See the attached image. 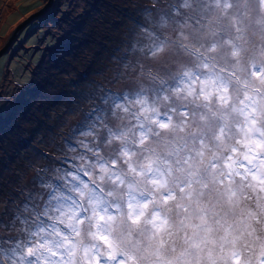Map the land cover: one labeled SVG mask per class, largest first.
<instances>
[{"label":"clouds","instance_id":"obj_1","mask_svg":"<svg viewBox=\"0 0 264 264\" xmlns=\"http://www.w3.org/2000/svg\"><path fill=\"white\" fill-rule=\"evenodd\" d=\"M139 2L0 163V264H264V0Z\"/></svg>","mask_w":264,"mask_h":264},{"label":"rangeland","instance_id":"obj_2","mask_svg":"<svg viewBox=\"0 0 264 264\" xmlns=\"http://www.w3.org/2000/svg\"><path fill=\"white\" fill-rule=\"evenodd\" d=\"M105 1L101 0L102 3ZM108 1L110 2L105 5L112 8L111 12L106 10L108 9L106 6H103L104 9H102V4L99 3H96L97 10L101 8L112 16L109 27L112 28L111 30L119 29L117 36L121 40L114 42L110 40L109 42L112 41L110 46L108 45L104 50L105 52L102 51L99 57L95 55L93 50L89 52V48L87 49L86 52L89 56L86 58L88 63L85 62V65L97 64L95 68L91 69L93 76L95 73L102 72L107 67L109 59L119 50L122 38L132 28L133 21L137 19L136 11L140 7L139 0ZM91 2V0H53V7L48 8L43 15L33 19L15 35L7 51L0 57V119L1 117L6 118L13 111L18 100L19 93L17 91L30 83L36 66L52 51L51 48L55 46L57 41L64 38L63 34H69L66 29L74 27L71 21L73 17H69V14H82L91 5ZM47 3L48 0H0V51L6 45L14 29L28 17L43 9ZM91 10L95 11L94 4ZM105 14L102 18L106 17ZM53 15L55 16L54 20ZM42 36H46V38L40 42L39 39ZM72 60L75 64L76 59ZM76 62L78 63L77 60ZM83 71L82 76L84 77L90 73V69L87 67H84ZM72 92L73 89L68 94L70 95ZM26 105L31 110H40L30 104ZM40 128L42 126L38 129ZM14 147L15 145L8 146L9 150H13ZM0 149L8 151L4 143L0 144Z\"/></svg>","mask_w":264,"mask_h":264},{"label":"trees","instance_id":"obj_3","mask_svg":"<svg viewBox=\"0 0 264 264\" xmlns=\"http://www.w3.org/2000/svg\"><path fill=\"white\" fill-rule=\"evenodd\" d=\"M91 1L89 7L92 8L94 4L95 11L88 7L89 9L86 8L82 14H69V17H73L71 21L74 27L66 29L69 34H63L64 38L59 39L51 48L52 51L36 66L30 83L17 91L19 95L13 111L6 118L1 117L0 128L5 136L3 143L6 144L8 151L0 149V163L7 165L8 158L14 156L15 150L22 147L21 141H27L30 138L26 132H31L47 123L46 113L49 106L58 102L61 94H65V97L69 95L68 92L72 89L70 81L78 77L79 79L89 78L88 73L85 77L81 75L84 72V67L90 69V73H92L91 69L95 68L97 64L85 65L88 63L86 58L89 56L86 52L87 49L89 48V52L93 50L99 57L112 41L121 40L117 36L119 29L111 30L112 28L109 27L112 16L102 10L106 6L108 8L106 10L111 12L112 8L105 5L110 1L106 0L103 3L101 0ZM96 3L102 4L104 7L97 10ZM104 13H106V17L102 18ZM110 40L112 41L109 42ZM66 55L68 57H65ZM72 59H76L78 63L75 60V64H73ZM26 104L40 110H31ZM14 129L17 130L15 136H9V133ZM12 144L15 145V149L9 150L8 146L12 147Z\"/></svg>","mask_w":264,"mask_h":264},{"label":"water","instance_id":"obj_4","mask_svg":"<svg viewBox=\"0 0 264 264\" xmlns=\"http://www.w3.org/2000/svg\"><path fill=\"white\" fill-rule=\"evenodd\" d=\"M53 4V0H48V3L45 5V7L43 9H41L40 11L36 12L35 14L31 15L30 17H28V19H26L25 21H23V23H21L19 26H17L14 31L11 33L6 45L1 49L0 51V57L7 51L8 47L11 45L15 35L26 25H28L33 19L38 18L39 16L43 15L46 10H48L49 5ZM59 9V8H58Z\"/></svg>","mask_w":264,"mask_h":264},{"label":"snow or ice","instance_id":"obj_5","mask_svg":"<svg viewBox=\"0 0 264 264\" xmlns=\"http://www.w3.org/2000/svg\"><path fill=\"white\" fill-rule=\"evenodd\" d=\"M51 7H53V5L52 4H50L49 5V8H51ZM58 7V6H57ZM47 11V10H46ZM55 19V16L53 15V20ZM46 38V36H42V37H40V42H42L44 39Z\"/></svg>","mask_w":264,"mask_h":264},{"label":"crops","instance_id":"obj_6","mask_svg":"<svg viewBox=\"0 0 264 264\" xmlns=\"http://www.w3.org/2000/svg\"><path fill=\"white\" fill-rule=\"evenodd\" d=\"M32 12H33V11H32ZM32 12H31V13H32ZM26 15H27V14H26Z\"/></svg>","mask_w":264,"mask_h":264}]
</instances>
